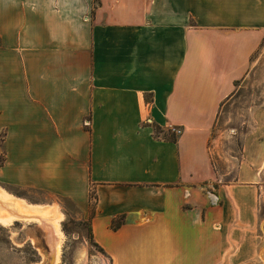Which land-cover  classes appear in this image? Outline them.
<instances>
[{
  "label": "crops",
  "instance_id": "1",
  "mask_svg": "<svg viewBox=\"0 0 264 264\" xmlns=\"http://www.w3.org/2000/svg\"><path fill=\"white\" fill-rule=\"evenodd\" d=\"M263 40L264 0H0V225L58 219L13 188L110 264H264L262 132L230 183L210 149Z\"/></svg>",
  "mask_w": 264,
  "mask_h": 264
},
{
  "label": "rangeland",
  "instance_id": "2",
  "mask_svg": "<svg viewBox=\"0 0 264 264\" xmlns=\"http://www.w3.org/2000/svg\"><path fill=\"white\" fill-rule=\"evenodd\" d=\"M258 130L264 139V40L252 58L249 73L223 103L212 133L210 149L219 180L234 181L245 140ZM10 191L46 203L48 211L50 205L58 219L49 214L41 221L19 218L9 224L2 222L0 264H110L90 239L89 218L83 219L72 203L13 188ZM261 207L264 214V194Z\"/></svg>",
  "mask_w": 264,
  "mask_h": 264
},
{
  "label": "trees",
  "instance_id": "3",
  "mask_svg": "<svg viewBox=\"0 0 264 264\" xmlns=\"http://www.w3.org/2000/svg\"><path fill=\"white\" fill-rule=\"evenodd\" d=\"M155 134H156L157 137H160L161 134H163L165 139H167L169 141H172V142H176L177 141V135L172 134V133H170V134L165 133L160 128H156L155 129ZM93 208H94V196H93V194H90V209H93ZM123 223H124V217H120V218H117L116 220L113 221L111 227H112V229L114 231H117V230H119L121 228ZM93 245L96 247L95 244H93ZM99 251H101V250L99 249Z\"/></svg>",
  "mask_w": 264,
  "mask_h": 264
},
{
  "label": "built area",
  "instance_id": "4",
  "mask_svg": "<svg viewBox=\"0 0 264 264\" xmlns=\"http://www.w3.org/2000/svg\"><path fill=\"white\" fill-rule=\"evenodd\" d=\"M170 132H171L172 134L177 135V136H178V134L180 133L178 130H174V129L170 130Z\"/></svg>",
  "mask_w": 264,
  "mask_h": 264
},
{
  "label": "bare ground",
  "instance_id": "5",
  "mask_svg": "<svg viewBox=\"0 0 264 264\" xmlns=\"http://www.w3.org/2000/svg\"><path fill=\"white\" fill-rule=\"evenodd\" d=\"M30 219V218H29ZM4 220V219H3ZM54 253H56V252H54ZM57 254V253H56ZM59 254V253H58ZM55 256H57V255H55ZM52 258V257H51ZM53 258H55V257H53ZM53 261H54V259H53ZM51 263V262H50ZM52 264V263H51Z\"/></svg>",
  "mask_w": 264,
  "mask_h": 264
}]
</instances>
